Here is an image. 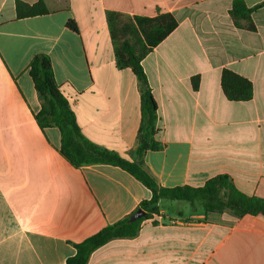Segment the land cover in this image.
Segmentation results:
<instances>
[{"label": "crops", "instance_id": "crops-1", "mask_svg": "<svg viewBox=\"0 0 264 264\" xmlns=\"http://www.w3.org/2000/svg\"><path fill=\"white\" fill-rule=\"evenodd\" d=\"M16 1L0 0V264H67L73 243L152 198L119 167L73 168L59 153V130L42 131L35 120L42 102L29 65L47 54L83 136L137 160L141 86L131 69L117 66L109 12L129 21L167 13L178 22L142 61L162 145L144 156L149 173L166 188L202 187L226 174L246 195L264 199V7L253 13L250 32L234 25L235 0H42L50 13L22 20ZM243 1L249 8L264 2ZM224 69L252 82V100H227ZM174 204L164 202L138 237L109 242L88 264H264V218L197 208L184 214Z\"/></svg>", "mask_w": 264, "mask_h": 264}, {"label": "trees", "instance_id": "trees-1", "mask_svg": "<svg viewBox=\"0 0 264 264\" xmlns=\"http://www.w3.org/2000/svg\"><path fill=\"white\" fill-rule=\"evenodd\" d=\"M262 7H264V2L249 8L243 0H235L230 10L235 27L255 32L256 26L252 16ZM49 13L42 0L33 5L20 0L16 1L18 20L45 16ZM107 20L115 44L117 66L121 69H131L141 86V126L137 160L130 161L114 151L97 146L83 136L70 101L63 94L57 82L52 59L47 54L36 55L29 65L35 90L42 102L40 111L35 115V120L42 131L46 128L59 130L61 135L59 153L73 168L80 169L92 165L119 167L151 191L152 198L143 201L131 215L123 220L106 226L80 243H73L76 253L67 259V264H88L92 254L109 242L138 237L143 222L160 216L163 209L162 204L166 201L186 202L195 209L199 204L205 215L229 213L237 219L246 216L264 218V199L248 196L240 191L229 175L222 174L212 177L202 187L166 188L162 187L149 173L144 156L148 151L161 150L162 145L156 140L157 104L142 61L177 28L178 22L173 15L167 13L156 17L136 16L129 21L120 13L109 12ZM67 28L76 34L79 33V28L73 20L68 21ZM130 34L137 38V46L126 40V36ZM136 47H139V52ZM199 86L200 76L193 77V89L198 91ZM221 89L227 100L231 102H248L253 99L254 95L252 82L229 69L222 71ZM140 209L146 214L134 221L133 216Z\"/></svg>", "mask_w": 264, "mask_h": 264}, {"label": "rangeland", "instance_id": "rangeland-1", "mask_svg": "<svg viewBox=\"0 0 264 264\" xmlns=\"http://www.w3.org/2000/svg\"><path fill=\"white\" fill-rule=\"evenodd\" d=\"M132 42H133V44L134 45H136L137 46V44H138V42H137V38L134 36V35H129V37H128ZM136 50L139 52V47H136ZM165 203H175L174 205H176L175 206V208H178V211H181V210H183L185 213L184 214H188V213H191L195 208H193L190 204H188V203H186V202H170V201H166ZM177 205H179V206H177ZM164 208V207H163ZM196 208L197 209H199V211H203V208H202V206L201 205H197L196 206ZM170 215H173V216H177L178 214H177V211L175 212V211H171L170 213H169ZM197 221V220H196ZM200 221H203V222H207L208 220H206V219H202V220H200Z\"/></svg>", "mask_w": 264, "mask_h": 264}, {"label": "water", "instance_id": "water-1", "mask_svg": "<svg viewBox=\"0 0 264 264\" xmlns=\"http://www.w3.org/2000/svg\"><path fill=\"white\" fill-rule=\"evenodd\" d=\"M146 214V212L142 209L138 210L135 215L133 216V220L136 221V220H139L141 219L142 217H144Z\"/></svg>", "mask_w": 264, "mask_h": 264}]
</instances>
